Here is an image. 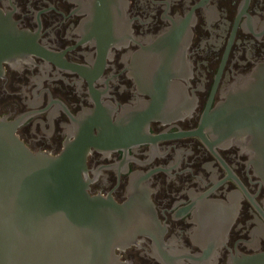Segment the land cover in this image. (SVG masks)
<instances>
[{"label":"flooded vegetation","instance_id":"af4514ba","mask_svg":"<svg viewBox=\"0 0 264 264\" xmlns=\"http://www.w3.org/2000/svg\"><path fill=\"white\" fill-rule=\"evenodd\" d=\"M0 44V121L141 214L121 264L264 251V0H0Z\"/></svg>","mask_w":264,"mask_h":264},{"label":"water","instance_id":"95a60500","mask_svg":"<svg viewBox=\"0 0 264 264\" xmlns=\"http://www.w3.org/2000/svg\"><path fill=\"white\" fill-rule=\"evenodd\" d=\"M85 158L34 152L0 121V264H121L116 249L146 225L127 204L88 193ZM232 264H264V251Z\"/></svg>","mask_w":264,"mask_h":264}]
</instances>
